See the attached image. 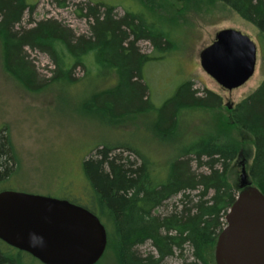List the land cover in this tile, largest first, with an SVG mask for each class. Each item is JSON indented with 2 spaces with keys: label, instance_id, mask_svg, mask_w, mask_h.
<instances>
[{
  "label": "rangeland",
  "instance_id": "obj_1",
  "mask_svg": "<svg viewBox=\"0 0 264 264\" xmlns=\"http://www.w3.org/2000/svg\"><path fill=\"white\" fill-rule=\"evenodd\" d=\"M64 1L65 6L60 8L53 0H25L34 10L23 13L21 28L30 29L34 23L53 20L71 30L75 37L88 38L89 24L93 21L85 16L86 5L102 4L114 7L117 18L123 17L126 10L134 13L143 21H140L142 26L163 35L161 49L157 51L149 41L137 42L141 54L153 57L142 68V84L148 88L143 101L150 102V107L139 112L134 108L120 116H112L107 109L104 115L100 101L91 98L113 89L118 83L116 73L99 75L92 71L86 78L78 69L72 74V83H49L54 69L49 58L28 49L25 51L30 68L41 85L40 88L24 87L5 70L0 40V136L7 137L12 158L9 175L0 180V193L10 191L59 200L68 198L99 214L98 206L92 202L93 194L83 172V162L103 147L111 151L112 157L119 156L133 168L139 167L143 160L153 185H162L171 162L180 158L183 150L215 131L229 132L225 126L230 123L231 109L263 83L264 36L216 0ZM150 5L154 13L147 8ZM223 30H235L249 37L257 49L252 78L232 92L219 87L205 74L199 62L200 53ZM88 62L90 65V59ZM186 82L191 84L190 90L196 97L203 98L207 92L219 97L220 107L180 108L174 128H170L173 133L165 138L162 136L164 129H160L159 109ZM178 107L175 106L176 111ZM228 135L238 145L237 159L230 163L227 171V181L236 189L242 168L246 171L251 166L254 146L247 133L233 130ZM190 165L192 171L206 172L203 167L198 169L194 161ZM196 194L186 193L192 198ZM181 199V195L172 197L158 207L154 215L165 217L174 210L180 211ZM98 219L108 234L107 242L109 239L117 245L116 225L108 219ZM111 250L106 251L100 264H114ZM135 251L143 257L157 256L151 241L137 246ZM10 253L15 255L18 251L11 249ZM192 253L190 246L185 245L181 254L174 252L162 264L192 261ZM22 256L27 264H40L27 254L22 253Z\"/></svg>",
  "mask_w": 264,
  "mask_h": 264
},
{
  "label": "trees",
  "instance_id": "obj_2",
  "mask_svg": "<svg viewBox=\"0 0 264 264\" xmlns=\"http://www.w3.org/2000/svg\"><path fill=\"white\" fill-rule=\"evenodd\" d=\"M53 1L60 8L66 2ZM216 1L264 36V0ZM27 10L32 13L34 7L25 0H0V40L5 70L10 76L24 87L40 88L41 83L35 80L25 50L38 51L49 58L54 68L49 83H72V74L78 69L86 78L92 71L99 75L116 73L117 85L91 98L100 101L104 115L107 109L112 116H120L134 108L139 112L150 107V102L143 101L148 88L142 84V68L153 57L141 54L137 42L149 41L157 51L161 49L164 37L142 26L139 16L126 10L123 17L117 18L114 7L87 4L85 16L93 22L89 24L90 35L86 38L75 37L71 30L53 20L40 21L30 29H23L20 23ZM150 10L154 13L155 9ZM190 87V83L182 84L159 109L160 129L165 131L163 137L168 138L173 133L170 128H174L175 117L182 108L220 107L219 97L210 92L203 98L196 97ZM175 106H179L177 111ZM231 110L230 123L225 127L229 132L236 130L250 135L254 155L246 174L251 186L264 195V81ZM215 132L183 150L182 156L171 162L167 179L160 186L153 185L151 173L146 171L142 159L141 165L133 168L131 163L119 156L112 157L111 151L102 147L94 157L83 162V172L93 194L92 202L96 203L100 213L82 207L116 225L119 242L114 245L108 239L106 248V251L112 249L114 264H162L174 252L181 254L185 245L193 250V260L183 264H215L216 240L238 193V189L227 181L229 165L237 159L238 145L229 138V132ZM10 149L7 137L1 135L0 180L11 171ZM191 161L206 172L192 171ZM188 192L197 194L192 198L186 195ZM178 195L182 197L180 211L174 210L165 217L154 215L158 207ZM63 200L81 206L68 198ZM146 241H151L156 257H143L135 251ZM10 252L11 248L0 242V264H27L21 252L15 255Z\"/></svg>",
  "mask_w": 264,
  "mask_h": 264
},
{
  "label": "water",
  "instance_id": "obj_3",
  "mask_svg": "<svg viewBox=\"0 0 264 264\" xmlns=\"http://www.w3.org/2000/svg\"><path fill=\"white\" fill-rule=\"evenodd\" d=\"M256 57L249 37L223 30L200 53L199 62L219 87L232 92L252 78ZM237 189L216 240L215 264H264V195L251 186L244 168ZM0 242L40 264H97L107 233L94 214L66 200L3 191Z\"/></svg>",
  "mask_w": 264,
  "mask_h": 264
}]
</instances>
